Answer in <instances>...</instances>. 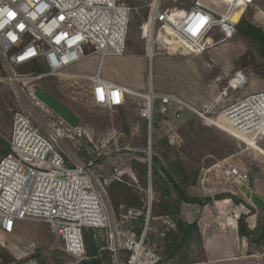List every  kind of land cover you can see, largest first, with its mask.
<instances>
[{
	"label": "built area",
	"instance_id": "obj_1",
	"mask_svg": "<svg viewBox=\"0 0 264 264\" xmlns=\"http://www.w3.org/2000/svg\"><path fill=\"white\" fill-rule=\"evenodd\" d=\"M257 1L195 0L186 10L176 5L177 0L165 9L161 8L163 0H152L144 34L150 39L160 24L158 36L170 52L201 55L231 39L245 14L234 22L233 12L256 7ZM132 19L133 8L124 0H0V83L12 87L21 101L12 116L8 151L0 158V235L14 233L17 221L44 222L63 243L65 253L80 262L87 257L85 230H106L111 241H105L102 249L111 253L114 264L155 262L151 251L142 254V239L128 234V241H114L123 230L109 202L108 181L96 171V159L83 158L78 152L85 129L56 116L33 90L35 81L48 76L70 78L68 69L88 58L98 57L101 66L106 58L122 57ZM215 27L223 35L220 40L208 36ZM41 61L46 70L37 71ZM24 65L34 70L18 74L16 69ZM79 76L90 81L96 106L113 109L125 104L129 88L103 78L100 69ZM246 83L245 73L238 70L207 107L198 109L172 95H161L160 107L168 112L175 105L177 116L183 110L192 111L264 155V91L236 96ZM150 93L154 95L151 89ZM154 104V98L146 100L141 109V116L150 122ZM51 112L56 116L53 121L38 122ZM218 180L230 186L248 185L250 174L218 161L203 169L199 186L209 193ZM24 264L44 263L29 260Z\"/></svg>",
	"mask_w": 264,
	"mask_h": 264
},
{
	"label": "rangeland",
	"instance_id": "obj_2",
	"mask_svg": "<svg viewBox=\"0 0 264 264\" xmlns=\"http://www.w3.org/2000/svg\"><path fill=\"white\" fill-rule=\"evenodd\" d=\"M124 1L133 8L124 55L106 58L101 66L98 57L88 58L68 69L70 78L48 76L35 81L34 92L56 116L72 126L79 125L85 129L86 135L81 143L88 155L97 160L96 171L108 181V185L111 180L117 179L143 194L142 209H127L123 206L119 215L113 210L114 218L121 223L123 230V233L115 234L114 241H128V234L134 235L138 241L142 239V254L151 251L154 254L153 264H264V239L260 243H249L241 235L237 224L244 216L248 227L255 229L254 238L262 234L264 155L248 148L237 136L210 124L192 111L183 110L177 116L175 105L168 112H163L160 107L161 95L184 99L198 109L207 107L227 84L228 77L238 70L245 73L247 83L236 96L264 91V56L253 43L237 34L213 45L201 55L172 53L161 44L158 36L160 24L156 28L157 33L150 39L144 34L143 28L150 14L149 3L152 0ZM177 1L176 5L180 9L187 10L195 0ZM174 4V0H163L161 8L173 7ZM241 13V9H238L236 21ZM244 13V17L264 31V0H258L256 7H249ZM208 36L220 40L223 35L215 27ZM149 46H153V57L149 55ZM99 69L103 78L129 88L123 107L110 109L94 104L90 81L78 75L96 74ZM16 70L18 74H28L34 70V66L24 65ZM38 70H46L42 61ZM150 89L155 95L152 122L141 116L146 93ZM19 107L21 101L13 88L0 83V139L8 140L13 113ZM54 114H45L38 122L46 125L56 118ZM124 116L130 124V135L122 126ZM192 120L195 121V131L203 135L194 136L186 131ZM160 137H167L180 150L183 161L199 170L191 192L213 198L203 208L192 204L183 205V219H198L201 242L194 240L190 246H183L174 258L164 253V237L175 226L174 221L169 216L152 215L153 202L157 196L150 183L147 187L141 186L134 169V161H149L151 164L152 144ZM233 147L236 148L235 152L231 151ZM137 153H144L145 156ZM218 161L247 169L249 184L230 186L218 180L214 191L204 193L199 186L203 169ZM228 189L240 191V195L234 196L241 200L217 198L225 193L233 195ZM224 199L230 200L229 206H226L227 202L221 203ZM136 211H141V214L136 215ZM140 228L142 232L139 236L137 231ZM0 236V247L16 260L15 264H24L29 260H43L44 264L79 262L78 258L65 253L63 243L44 222L17 221L14 233ZM93 238L99 246H104L107 240L111 241L110 232L106 230L94 231ZM126 255L125 251L121 252L123 261Z\"/></svg>",
	"mask_w": 264,
	"mask_h": 264
},
{
	"label": "trees",
	"instance_id": "obj_3",
	"mask_svg": "<svg viewBox=\"0 0 264 264\" xmlns=\"http://www.w3.org/2000/svg\"><path fill=\"white\" fill-rule=\"evenodd\" d=\"M148 13H145V17ZM242 36L255 45L258 52L264 56V31L261 27L253 24L246 17H242L237 25L235 35ZM122 126L130 135V124L127 117L124 116ZM208 129V128H206ZM190 132L194 136L203 135L195 131V121L189 123ZM146 140L144 146H146ZM82 145L78 152L86 159L93 158L88 155L87 149ZM8 151V143L0 139V155L1 157ZM232 152L236 151L233 147ZM140 156H145L144 153H137ZM0 157V158H1ZM134 169L136 170L138 180L142 187H147L151 184L152 190L156 194V201L153 202L152 215L169 216L173 219L175 226L171 228L164 237L165 246L164 253L171 258L177 256V252L183 246H190L194 240L201 242V233L198 219L187 221L181 217L182 207L185 204L198 205L203 208L210 203L213 198L203 197L193 194L191 189L196 185L199 170L190 167L186 164L180 154V150L172 145L167 137H160L152 144L151 164L149 161H134ZM150 177V178H149ZM107 192L110 199L111 206L117 215L121 212V207L142 209L144 206L143 194L132 187L128 183L114 179L111 180L107 186ZM217 198H232L234 201L241 199L232 194L225 193L218 195ZM228 200V199H224ZM227 202H230L228 200ZM142 216L140 219L142 221ZM239 220V230L243 237L249 243H260L264 239V228L260 237L254 238L255 229L248 227L246 221ZM93 229H86L84 233L85 242L87 246V257L78 264H113L112 255L109 251L103 250L99 246L93 236ZM142 229H138L137 235H141ZM16 260L3 251L0 247V264H15Z\"/></svg>",
	"mask_w": 264,
	"mask_h": 264
},
{
	"label": "bare ground",
	"instance_id": "obj_4",
	"mask_svg": "<svg viewBox=\"0 0 264 264\" xmlns=\"http://www.w3.org/2000/svg\"><path fill=\"white\" fill-rule=\"evenodd\" d=\"M239 9H241V11H242V13H241V15H240V17L243 15V13L245 12V9L244 8H239ZM238 10V9H237ZM237 10H235L234 12H233V14L231 15V19H232V21H234V22H237L236 21V13H237ZM240 17H239V19H240ZM238 19V20H239ZM167 33H169V34H172L173 35V32L171 31V30H169V32H167ZM149 55H150V57H153L154 56V53H153V48H152V46H149ZM147 94V101H149V100H153V98H154V95L152 94V93H150V91L149 92H147L146 93ZM215 125H218V124H215ZM217 127H220L219 125L217 126ZM221 128V127H220ZM223 129H225V128H223ZM226 130V129H225ZM2 236H0V238H1ZM1 240V239H0Z\"/></svg>",
	"mask_w": 264,
	"mask_h": 264
},
{
	"label": "crops",
	"instance_id": "obj_5",
	"mask_svg": "<svg viewBox=\"0 0 264 264\" xmlns=\"http://www.w3.org/2000/svg\"><path fill=\"white\" fill-rule=\"evenodd\" d=\"M221 201H222L221 203L223 204V203L227 202L228 200H221ZM229 205H230V202H227L226 206H229Z\"/></svg>",
	"mask_w": 264,
	"mask_h": 264
}]
</instances>
